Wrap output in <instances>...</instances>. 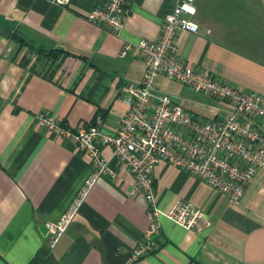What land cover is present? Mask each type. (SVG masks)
I'll list each match as a JSON object with an SVG mask.
<instances>
[{
	"label": "crops",
	"instance_id": "1",
	"mask_svg": "<svg viewBox=\"0 0 264 264\" xmlns=\"http://www.w3.org/2000/svg\"><path fill=\"white\" fill-rule=\"evenodd\" d=\"M106 1L59 6L0 0V264H264V167L240 203L231 205L224 194L163 162L151 173L158 206L167 209L183 199L206 215L192 229L161 217L153 249L129 262L149 217L144 199L127 194L132 175L106 146L101 154L115 177L96 179L66 231L49 246L46 223L62 216L94 167L35 116L52 115L71 129L100 117L102 129L113 132L127 112L121 87L140 83L145 69L136 54L119 56L122 42L158 39L165 14L181 0H125L128 15L120 36L85 19ZM193 5L199 30L177 33V59L259 93L264 107V0ZM49 51L61 52L60 58L53 62L44 55ZM167 79L157 77V90L177 101L163 88ZM182 101L214 109L210 118L224 115L218 101Z\"/></svg>",
	"mask_w": 264,
	"mask_h": 264
},
{
	"label": "built area",
	"instance_id": "2",
	"mask_svg": "<svg viewBox=\"0 0 264 264\" xmlns=\"http://www.w3.org/2000/svg\"><path fill=\"white\" fill-rule=\"evenodd\" d=\"M47 1L59 6L69 3V0ZM193 1L181 0L165 14L158 39L122 42L119 56L136 54L145 69L140 83L121 87L127 112L113 132L102 129L100 117L71 129L52 115L41 112L35 116L39 126L68 139L94 167L85 186L62 216L46 223L51 248L70 225L96 179L103 175L115 177L109 161L101 154V147H109L112 157L132 175L128 196L142 197L147 207L149 224L142 240L131 251L129 262L153 249L152 238L159 233L161 217L192 229L206 215L201 208L183 199H177L167 209L158 206L151 176L156 164L163 162L186 171L224 194L231 205L240 203L255 173L264 167L262 96L177 59V33L199 30L193 20ZM127 15L125 0H107L95 5L85 19L120 36ZM160 75L222 103L224 115L206 118L183 108L170 95L157 90L156 79Z\"/></svg>",
	"mask_w": 264,
	"mask_h": 264
},
{
	"label": "rangeland",
	"instance_id": "3",
	"mask_svg": "<svg viewBox=\"0 0 264 264\" xmlns=\"http://www.w3.org/2000/svg\"><path fill=\"white\" fill-rule=\"evenodd\" d=\"M185 86H182L181 84H177L173 81H170V80H166V82H164L163 84V88L166 89L167 93L171 94V95H174L176 97H178L176 100L178 101H173L176 102L177 104L181 105V101H182V98H188V97H191L193 99H196L198 101H201V102H208V103H213L215 104L217 101L215 100H211L209 98H206V97H202L200 95H198L197 93L189 90V89H186L184 88ZM174 92H178L180 94H177V93H174ZM180 97V98H179ZM184 104H187L185 107L187 108V110H190V111H194V112H197L200 116H205L206 118H210V115L213 114V111L214 109H212V111H205V109L199 105V104H191V103H187L185 101H182ZM217 104V103H216ZM212 113V114H211Z\"/></svg>",
	"mask_w": 264,
	"mask_h": 264
},
{
	"label": "trees",
	"instance_id": "4",
	"mask_svg": "<svg viewBox=\"0 0 264 264\" xmlns=\"http://www.w3.org/2000/svg\"><path fill=\"white\" fill-rule=\"evenodd\" d=\"M44 55L45 56H51V59L54 62V61H56V60H58L60 58L59 56L61 55V52H59V51H49V52H46Z\"/></svg>",
	"mask_w": 264,
	"mask_h": 264
},
{
	"label": "water",
	"instance_id": "5",
	"mask_svg": "<svg viewBox=\"0 0 264 264\" xmlns=\"http://www.w3.org/2000/svg\"><path fill=\"white\" fill-rule=\"evenodd\" d=\"M158 235H154L153 237H157Z\"/></svg>",
	"mask_w": 264,
	"mask_h": 264
}]
</instances>
